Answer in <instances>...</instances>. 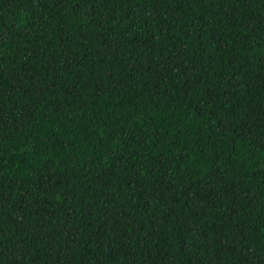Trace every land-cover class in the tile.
I'll return each mask as SVG.
<instances>
[{
    "label": "trees",
    "instance_id": "16d2710c",
    "mask_svg": "<svg viewBox=\"0 0 264 264\" xmlns=\"http://www.w3.org/2000/svg\"><path fill=\"white\" fill-rule=\"evenodd\" d=\"M0 264H264V0H0Z\"/></svg>",
    "mask_w": 264,
    "mask_h": 264
}]
</instances>
